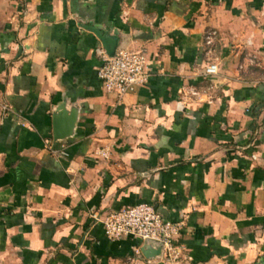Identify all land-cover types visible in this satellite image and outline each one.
<instances>
[{"label": "crops", "instance_id": "obj_1", "mask_svg": "<svg viewBox=\"0 0 264 264\" xmlns=\"http://www.w3.org/2000/svg\"><path fill=\"white\" fill-rule=\"evenodd\" d=\"M94 30L148 82L108 94ZM137 204L175 260L95 219ZM0 264H264V0H0Z\"/></svg>", "mask_w": 264, "mask_h": 264}, {"label": "built area", "instance_id": "obj_2", "mask_svg": "<svg viewBox=\"0 0 264 264\" xmlns=\"http://www.w3.org/2000/svg\"><path fill=\"white\" fill-rule=\"evenodd\" d=\"M214 37L215 32L206 34L208 54L214 50ZM97 54L102 61L97 76L108 94L123 98L146 84L151 76L148 57L143 50H118L113 57H109L101 47L97 49ZM216 74L217 65L210 63L205 68L204 75L211 77ZM100 154L105 157L108 155L104 151ZM95 219L103 225L106 236L111 240H138V252H141L143 245L151 244L160 247L167 260H175L179 255L174 242L181 236L182 223L166 220L153 205L122 207Z\"/></svg>", "mask_w": 264, "mask_h": 264}, {"label": "water", "instance_id": "obj_3", "mask_svg": "<svg viewBox=\"0 0 264 264\" xmlns=\"http://www.w3.org/2000/svg\"><path fill=\"white\" fill-rule=\"evenodd\" d=\"M96 35L101 41L102 47L106 51L109 57H113L115 53L118 51V45L116 41L108 36L104 35L101 31L94 30ZM70 126V124H69ZM64 139V134L60 133L59 130L54 132V140H62ZM161 248L154 247L151 244H146L141 247V253L148 259L155 258L160 255Z\"/></svg>", "mask_w": 264, "mask_h": 264}]
</instances>
